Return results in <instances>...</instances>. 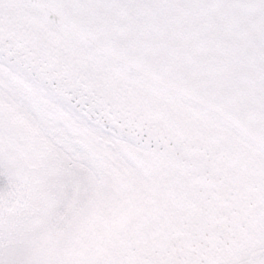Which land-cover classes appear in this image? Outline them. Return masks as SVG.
<instances>
[{
	"label": "snow or ice",
	"instance_id": "1",
	"mask_svg": "<svg viewBox=\"0 0 264 264\" xmlns=\"http://www.w3.org/2000/svg\"><path fill=\"white\" fill-rule=\"evenodd\" d=\"M0 264H264V0H0Z\"/></svg>",
	"mask_w": 264,
	"mask_h": 264
}]
</instances>
